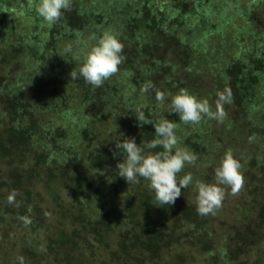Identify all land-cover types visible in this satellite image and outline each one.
Returning a JSON list of instances; mask_svg holds the SVG:
<instances>
[{
	"label": "trees",
	"instance_id": "obj_1",
	"mask_svg": "<svg viewBox=\"0 0 264 264\" xmlns=\"http://www.w3.org/2000/svg\"><path fill=\"white\" fill-rule=\"evenodd\" d=\"M36 3L38 0H33L32 6L29 0H0V31L8 39L2 46L6 48L0 50V65H12L11 69L0 70V221L8 216L21 227L25 225L19 216L27 215L32 221L27 225L32 230L22 234L24 244L16 264L20 256L26 264H162L161 239L168 233L169 244L179 241L177 229L192 239L200 251L215 250L230 263V251L255 233L250 225H246V236L237 234L232 245L227 242L224 247L212 248L210 239L215 232L208 220L197 213L196 203L183 199V189L173 206L161 207L155 205L154 192L146 181L131 184L125 189V204L120 208L109 198L107 187L118 192L119 179H124L116 175L117 163L123 160L122 153L113 157V151L119 152L116 142L134 137L143 146L155 136L154 125L141 127L133 109L143 110L149 119L175 121L178 147L186 134L193 135L194 129L214 137L211 119L204 117L198 124H183L178 113H170L169 104L167 108L160 106L153 96L149 97L153 91L142 97L140 89L148 80L156 84L163 78L171 87L166 92L168 102L181 88L195 95L198 90H194V84H187V77L190 81L205 71L199 62L204 50L218 34L222 35L227 24H234L235 18L240 17L245 28L251 27L256 36H261L263 28L256 20V8L245 6L246 12L234 0H221L219 5L211 0H72L71 11H65L60 21L50 24L38 16ZM212 14L221 16L224 23L213 24ZM83 28L88 29L82 39L86 49L76 54L69 36L82 35ZM105 31L115 34L124 45L122 67L127 71L126 78H117L119 66V71L99 88L86 84L82 77L71 80L70 72L79 70L90 50L89 42L96 43L93 35L98 38ZM14 33L21 34V38L9 41L8 35ZM262 45L260 41L253 52L242 49L233 56L229 60V69L234 67L233 76L225 75L217 84L214 81L213 92L234 87L233 105L246 90L255 93V88L260 87L264 93ZM69 47L72 51L66 52ZM173 53L177 58L165 60L167 54ZM249 80L252 83L247 87ZM243 83L246 86L242 87ZM257 95L252 99L253 107L261 102V93ZM260 113L264 122V108ZM236 120L239 121L233 116L227 127L236 128L232 122ZM259 134L250 139L248 157L250 165L261 171L260 176H254L264 185V123ZM208 140L211 143V139H197L187 149L207 147ZM10 165H15V169L10 168L9 176H3ZM81 169L89 170L94 177H81ZM187 173L190 171L184 169L181 175ZM255 178L251 179L256 181ZM61 185H68L71 191L77 188L81 194L71 199L67 208L57 190ZM247 185L250 197L253 196L251 203L260 201L259 196L264 199V189L255 194L251 183ZM41 186L53 203L51 214L36 199ZM13 191L18 193L19 207L7 203V196ZM261 207L264 210V204ZM51 215L61 216L62 220L69 217L71 226L51 227L46 223ZM1 225L0 230H12ZM113 245L115 249L108 250ZM103 252H108L107 259Z\"/></svg>",
	"mask_w": 264,
	"mask_h": 264
},
{
	"label": "rangeland",
	"instance_id": "obj_2",
	"mask_svg": "<svg viewBox=\"0 0 264 264\" xmlns=\"http://www.w3.org/2000/svg\"><path fill=\"white\" fill-rule=\"evenodd\" d=\"M213 1H215L217 5L221 4L219 3L221 0H211V2ZM234 2L239 3L241 7L244 6L243 10L246 12L248 10H246L245 6L250 8L255 7L257 11L256 16L258 17L256 20L258 25H261L263 29L260 31L261 36H256L254 33L255 30H253V28H245L244 22L240 19V17L235 18L236 20L234 21V24H227V29L223 30L222 35L218 34V36L214 38L212 44L204 50L205 52L203 54L205 55L202 57V59L200 58L201 60L199 62H201L202 69L205 71L197 76H190V81L189 77H187V84H194V90H198L196 91L195 96H197V98L200 100L207 99L213 111H215V101L217 98V93L213 92L214 81L217 84L223 78V76H233L232 72L234 67L229 69V60L233 56L237 55V53L242 49L248 50V48H250L252 49L250 51L253 52V48H257L258 42L263 41L264 43V0H234ZM235 6L236 4L233 6L234 11H237L238 8ZM211 17H213V24L215 25L224 23L222 21L223 18L221 19V16L212 14ZM17 25H19V23ZM29 30L30 28H28L27 33ZM85 32L88 34V29L83 28L82 35H75L72 37H70L71 35L69 36V38L72 39V41H70V46L76 54L83 53L86 49L82 40L85 37L83 35ZM3 34V31H0V50L6 48L2 46L3 44L7 43L6 41H8V39H6L5 35ZM21 36L22 35L20 34L19 36L18 33H14V35L10 36L8 35L9 41L19 40ZM89 44V48L94 45L92 42H89ZM24 45H26V43ZM262 48H264V45H262ZM166 56L167 57H165V60L170 58V61H173V58H177V54H170L169 56L167 54ZM120 66L121 68L117 74V78H126L127 71L123 69L122 64ZM11 67V63L7 66L0 65V70L2 68L11 69ZM168 73L170 74L169 71ZM212 79L213 82H211ZM240 82L238 81L239 87H241ZM251 83L252 82L249 80L247 82V87L251 86ZM120 84L124 85L125 87L123 80L120 81ZM142 84L143 82L140 84V86ZM155 86L165 94L167 90L170 91L171 88L170 85H168L166 79L163 78H160L158 81H156ZM243 86H246L245 83L242 84V87ZM262 86L264 87V85ZM226 88L231 89V92L234 89V87L232 88L231 86ZM200 90H202L201 93L199 92ZM255 90V93L246 90L244 95L237 98V100L234 102V105L233 102L230 104H225L224 108L227 116L223 122H218L215 119H211L214 137H208V132H206V134L205 131L199 133L194 129L193 135L186 134L184 142L180 146V148H188L192 147L193 141H196L197 139H211V143H209V140L207 141L209 143L207 147L200 148L199 150L195 149L194 151L190 150L191 152L198 154L200 160L198 159L195 165H186L184 168L189 170L190 173L194 175L195 179H200L205 182H215L214 169L219 165L222 157H224V155L229 152V149H235L233 151L236 152L238 156H235L233 151L232 153L241 164L240 170L245 178V184L241 192L238 195L233 196L231 195L230 188L224 186L228 194L223 201V206L217 210L215 215L203 216L204 221L208 220V225L210 228H212L213 234L214 232L216 234H214L212 239H210V243L213 244L210 245V247H224L226 246L227 242L232 245V243L235 242L234 238H236L237 234H243L246 236V225H250V228L253 229L255 233L250 235V237H246L245 243L240 241L239 244L235 245V249H232V252L230 251L231 262L227 263L221 258V256L219 257L218 254H216L215 250H212L211 252L202 250L200 251L196 244L193 243L192 239L181 233L180 229H177L175 232L179 237V241L169 244L170 239L168 237V233H166V235L161 239V243L164 244V247L159 250L162 264H264V210L261 207L264 204V199L259 196L262 201H254L251 203L253 196L250 197L251 193L250 190H248L247 185L248 183H251V191L255 194L257 193L256 191H258V189H264V185L261 183L262 181L256 179L254 176H260L261 171L249 163V157H251L249 156V150H251L252 147V142L250 139L254 137V134L260 135L259 133L261 128H263L264 123L262 122L260 113V111L264 108V93L261 92L260 87L255 88ZM260 93L261 96L259 100H261V102L257 103V105L253 107L252 99L253 97L258 98L257 94ZM140 95H142V97L146 96L142 93H140ZM150 96H153L155 99V90L149 94V97ZM248 97H250V102L247 101ZM148 101H150V99H148ZM168 104L170 105V101L168 102L166 98L164 107L167 108ZM233 116H236L237 119H239V121H232L236 127L234 129H232L233 126L228 128L226 125L231 123L230 119H233ZM204 117H202V119ZM194 128H198V125H195ZM186 131H188V129H186L185 132ZM177 132L182 134L179 131ZM197 134L200 135V138L197 137ZM103 136H106V132L103 133ZM15 167V165L6 167L4 169L5 173H3V176H9L10 168L14 170ZM80 172V176H85L87 179H91V176L94 177L95 175L87 169H81ZM252 177H254L256 181H253L251 179ZM119 181L120 183L118 192L111 188L112 186L107 187V191L109 198L117 203L120 208H123L125 200L122 198H124L123 195L126 191L125 189L131 184L129 185L125 179L122 181L119 179ZM67 186L61 185L57 189L60 198L63 201L62 204H64L66 208L69 206L68 203L71 202V199L75 200L79 197V195H81L79 194V191H77V188L75 191H71V189H69ZM190 186L191 187H189V189H183L184 194L182 197L183 199H187V201L189 200V204H193L194 202L196 203L197 192L195 190L194 184ZM39 190L41 191V194H39L36 199H38L40 202L42 209L51 214L54 209L53 203L49 199L46 191L43 189V186H41ZM262 192L264 193V191ZM248 196L249 198L247 199ZM71 221L72 220L69 217H67L66 220H62L61 216L51 215V217L46 220V223L53 228L58 227L61 229H69L71 226ZM0 223L12 227V230H0V264H16V257L18 253H21L24 244L22 234L24 235V233H29V231L32 229L30 226L21 227L20 224H16L15 221H13L8 216H4L3 221H0ZM186 233L192 235L190 232ZM32 244H35V242H32ZM113 248L114 245L108 250H112ZM227 251L229 252V250ZM108 252H103V254H105L103 258H108ZM156 256L158 255L156 254ZM156 258L158 260V257ZM157 262L159 263V261ZM57 264L62 263L58 262Z\"/></svg>",
	"mask_w": 264,
	"mask_h": 264
},
{
	"label": "clouds",
	"instance_id": "obj_3",
	"mask_svg": "<svg viewBox=\"0 0 264 264\" xmlns=\"http://www.w3.org/2000/svg\"><path fill=\"white\" fill-rule=\"evenodd\" d=\"M33 0H29L32 6ZM72 0H38L35 11L38 16L50 24L61 20L65 11H71ZM96 43L85 55L79 70L72 69L71 80L83 78L86 84L99 88L111 79L119 71V66L125 57L122 55L124 45L113 33L105 31L98 38L93 35ZM66 52H71L67 48ZM63 57L62 54H59ZM155 90V99L160 106L166 100V94L156 88L155 84L148 80L141 86L142 94H149ZM232 102L231 89L225 88L217 93L215 111H213L207 99L200 100L191 94L188 89L181 88L177 94L171 97L170 113H178L183 124H198L202 117L223 122L227 113L224 105ZM138 124H153L155 136L143 146L138 144L134 137H124L116 142L113 151L115 158L119 153L123 154V160L117 163L116 169L119 177L130 184L147 182V187L154 192L155 205L165 207L173 206L182 195V189H187L194 184L197 192L196 211L201 216L215 215L223 206V201L228 194L224 186L230 188L231 195H238L244 187L245 178L241 173L240 161L229 151L222 157L218 166L214 169V183L195 179L191 173L181 175L186 165H195L197 154L187 148L178 147V138L175 130L178 124L167 118L158 120L149 119L143 110L133 109ZM18 193L13 191L7 196V203L19 207L16 200ZM18 219L25 225L32 223L27 215ZM19 264H24V257H18Z\"/></svg>",
	"mask_w": 264,
	"mask_h": 264
}]
</instances>
